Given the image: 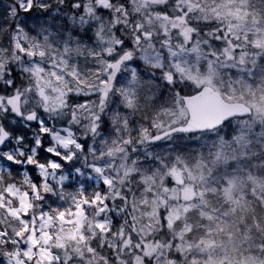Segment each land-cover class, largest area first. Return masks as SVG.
Returning <instances> with one entry per match:
<instances>
[{"label": "snow or ice", "instance_id": "obj_1", "mask_svg": "<svg viewBox=\"0 0 264 264\" xmlns=\"http://www.w3.org/2000/svg\"><path fill=\"white\" fill-rule=\"evenodd\" d=\"M0 264H264V0H0Z\"/></svg>", "mask_w": 264, "mask_h": 264}]
</instances>
